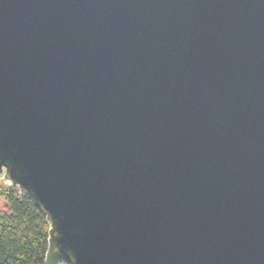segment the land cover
<instances>
[{"label":"water","instance_id":"95a60500","mask_svg":"<svg viewBox=\"0 0 264 264\" xmlns=\"http://www.w3.org/2000/svg\"><path fill=\"white\" fill-rule=\"evenodd\" d=\"M0 176L45 264H264V0H0Z\"/></svg>","mask_w":264,"mask_h":264},{"label":"trees","instance_id":"16d2710c","mask_svg":"<svg viewBox=\"0 0 264 264\" xmlns=\"http://www.w3.org/2000/svg\"><path fill=\"white\" fill-rule=\"evenodd\" d=\"M0 264H45L49 244L46 216L15 186L0 192Z\"/></svg>","mask_w":264,"mask_h":264},{"label":"rangeland","instance_id":"374dc122","mask_svg":"<svg viewBox=\"0 0 264 264\" xmlns=\"http://www.w3.org/2000/svg\"><path fill=\"white\" fill-rule=\"evenodd\" d=\"M13 186L10 181L5 180L2 176H0V192L8 187ZM0 209H4L3 200L0 199Z\"/></svg>","mask_w":264,"mask_h":264}]
</instances>
